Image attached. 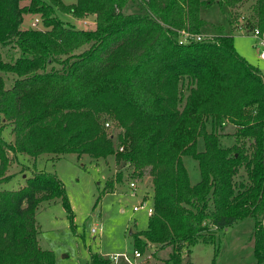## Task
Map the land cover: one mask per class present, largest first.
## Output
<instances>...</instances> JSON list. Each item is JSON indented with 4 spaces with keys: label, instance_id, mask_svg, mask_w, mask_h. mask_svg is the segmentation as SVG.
Listing matches in <instances>:
<instances>
[{
    "label": "trees",
    "instance_id": "trees-1",
    "mask_svg": "<svg viewBox=\"0 0 264 264\" xmlns=\"http://www.w3.org/2000/svg\"><path fill=\"white\" fill-rule=\"evenodd\" d=\"M132 3L140 12L126 11ZM214 3L0 0V264H55L38 240L41 204L61 200L74 222L55 174L35 171L25 187L1 188L12 178V154L35 162L42 155L114 158L121 168L111 190L124 182V170L138 185L149 177L154 213L146 231L132 234L135 251L170 249L166 264H194L199 243L215 244L218 231L253 218L255 257L264 264V76L238 53L233 36L181 43L184 34L202 35V10ZM219 4L233 29L242 23L264 38V0ZM26 15H39L40 25L24 29ZM69 16L94 17L96 29H78ZM9 47L19 52L12 61L3 56ZM5 75L13 76L11 86ZM7 125L14 143L3 137ZM227 125L236 141L228 149L220 133ZM186 156L199 164L196 185ZM242 168L247 182L236 178ZM89 264L111 261L95 254Z\"/></svg>",
    "mask_w": 264,
    "mask_h": 264
},
{
    "label": "rangeland",
    "instance_id": "rangeland-1",
    "mask_svg": "<svg viewBox=\"0 0 264 264\" xmlns=\"http://www.w3.org/2000/svg\"><path fill=\"white\" fill-rule=\"evenodd\" d=\"M71 5L75 0H62ZM220 0L203 8L202 19L205 25L202 35L205 40H212L222 36H233L235 47L239 54L245 57L252 65L257 67L264 76V60L260 58L263 47L252 35L240 30L242 23L234 31L229 21L228 10L221 7ZM28 4V3H24ZM252 3L242 8L240 18L249 16V8ZM127 12H140L137 3H132ZM78 29L94 30L96 21L94 17L73 20ZM39 15H26L23 28L38 27L34 25ZM6 61H12L19 57V52L12 47L3 51ZM8 86L13 83V76L5 75ZM1 121V118H0ZM110 125V123H108ZM107 125V124H106ZM106 128H111L109 126ZM120 130L115 129L118 134ZM208 131L215 133V121L210 120ZM235 128L231 125L224 127L220 133L222 144L225 148L236 146V141L231 135ZM3 137L9 143H14L12 127L5 126ZM247 144V143H246ZM247 148L249 149L248 145ZM198 152L205 151V141L198 140ZM13 164L8 172L12 176L1 188L5 190H19L26 186L27 178L35 171H43L55 174L64 184L67 196L71 204L74 222L61 200H53L40 205L36 213V221L39 228L38 240L44 251L53 254L55 264H89L91 255L100 254L106 259L112 256L128 257L135 264V247L132 234H137L148 229L150 215L148 207L152 206L151 179L146 178L144 183H139L137 196L132 195L130 183L134 181L127 170H124V182L116 184L111 190L108 182L115 180L120 171V166L114 158L108 160L92 161L88 157L79 159L77 155L62 156L60 160L52 161L50 155H42L37 161L25 154H12ZM185 166L190 175L192 185L201 181V173L198 162L191 156L184 157ZM237 180L247 182V171L242 168L236 176ZM136 180V179H135ZM146 209L134 211V207L144 204ZM256 221L247 218L234 226L218 231L215 244L199 243L193 250L194 264H257L255 257V231ZM93 229L97 233H93ZM132 232V234H131ZM170 249L161 250L153 248L142 252V258L137 259L136 264H166ZM121 259L119 264H127Z\"/></svg>",
    "mask_w": 264,
    "mask_h": 264
},
{
    "label": "built area",
    "instance_id": "built-area-1",
    "mask_svg": "<svg viewBox=\"0 0 264 264\" xmlns=\"http://www.w3.org/2000/svg\"><path fill=\"white\" fill-rule=\"evenodd\" d=\"M37 24H39V20L38 19L36 20V23L34 25L36 26ZM240 30L246 32L247 35H250L251 34L255 39L258 40L259 45L264 48V38L261 36L259 30H255V31L251 32L250 34L246 30H244L242 27L240 28ZM194 39L195 40H198V41L205 40L203 38V36H196L195 37V36H192L190 34H184V37L181 39V43H186V42H189V41L194 40ZM260 58L264 60V49H263V51L260 54ZM106 126L109 127L110 125L107 124ZM130 188H131V191L133 192L132 195L133 196H137L138 182L136 180L135 181H132L130 183ZM142 209L143 210L146 209L145 202H144V204H141V205H138V206H135L134 207V211H136V212L137 211H140ZM153 213H154L153 207L152 206L151 207H148V214L151 216V215H153ZM93 233H97V231L95 229H93ZM134 257H135V260L134 261H135V264H136L137 263L136 260L137 259H141L143 256H142V253L141 252L135 251L134 252ZM121 259L125 260L124 262L127 263V264H134L126 256H123V257L112 256L109 260L111 261V264H119L120 263L119 261Z\"/></svg>",
    "mask_w": 264,
    "mask_h": 264
},
{
    "label": "crops",
    "instance_id": "crops-1",
    "mask_svg": "<svg viewBox=\"0 0 264 264\" xmlns=\"http://www.w3.org/2000/svg\"><path fill=\"white\" fill-rule=\"evenodd\" d=\"M234 31H238V29L237 30L235 29ZM250 36H251V34H250Z\"/></svg>",
    "mask_w": 264,
    "mask_h": 264
},
{
    "label": "water",
    "instance_id": "water-1",
    "mask_svg": "<svg viewBox=\"0 0 264 264\" xmlns=\"http://www.w3.org/2000/svg\"><path fill=\"white\" fill-rule=\"evenodd\" d=\"M131 234H132V232H131Z\"/></svg>",
    "mask_w": 264,
    "mask_h": 264
}]
</instances>
